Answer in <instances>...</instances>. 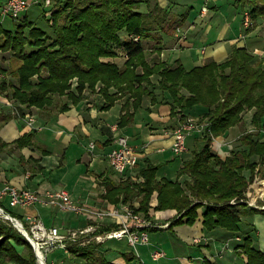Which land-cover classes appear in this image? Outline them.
Segmentation results:
<instances>
[{"label": "trees", "instance_id": "obj_1", "mask_svg": "<svg viewBox=\"0 0 264 264\" xmlns=\"http://www.w3.org/2000/svg\"><path fill=\"white\" fill-rule=\"evenodd\" d=\"M7 2L0 0V55L8 54L7 67L3 69L0 65L4 77L0 90L6 91L4 97L14 103L12 109L23 112L25 106L29 110L62 113L71 104L85 101L88 92H97L105 100L104 110L125 100L119 127L126 128L135 121L147 97L157 102L159 90L166 96L171 116L181 115L186 120L194 112H200L207 126L196 136L203 144L189 158L177 157L183 164L177 181L160 178L161 166L147 160L139 173L144 182H133L128 179L130 176L119 182L109 177L105 182L107 192L102 197L116 207L130 206L150 220L153 209L175 210L177 216L171 221V230L182 224L195 225L199 210L204 207L203 229L207 234L224 229L228 236L240 240L235 247L239 258L236 264H264V251L256 246L259 234L254 233V223L248 226L246 223L254 213L264 214V210L246 203L254 185L260 178L264 179V141L261 140L264 56L253 55L247 47H236L225 61L210 58L190 70L181 62L171 65L152 57L145 41L154 35L145 9L152 13L153 0H92L85 5H79L76 0H56L55 8L53 0L49 5L43 0L48 8L42 11L43 18L48 20L46 26L53 34L38 20L30 18V12L23 15L26 11L23 16H12L13 28L4 26L6 21L1 11ZM43 2L38 0L36 6ZM144 4L146 8L142 9ZM237 4L243 8L242 15L249 13L252 23L264 19V0H237ZM186 17H171L162 34L172 36ZM118 49L127 55L123 66L116 61L120 56ZM251 111L254 112L252 123L260 133L244 128L236 149L230 148L225 158L215 153L213 138L227 137L236 126L245 127V115ZM12 119L10 113L0 118L3 123ZM37 131L40 130L24 134L13 142L14 146L33 148ZM7 146L2 143V147ZM155 196L158 203L153 208ZM4 202L0 200V206L6 209ZM6 212L21 217L9 207ZM121 228V224L100 227L93 236ZM81 238L68 241L70 255L79 256L87 264H114L103 251L104 243L109 240L85 246L86 241ZM133 249L121 252L125 264H147ZM0 264H39L28 240L9 220L1 217ZM204 264L212 263L205 260Z\"/></svg>", "mask_w": 264, "mask_h": 264}, {"label": "crops", "instance_id": "obj_2", "mask_svg": "<svg viewBox=\"0 0 264 264\" xmlns=\"http://www.w3.org/2000/svg\"><path fill=\"white\" fill-rule=\"evenodd\" d=\"M184 2L182 4L183 2L179 0H158V6L161 7L162 12L153 11L156 13L155 15L146 8L149 26H159L161 24L157 23L163 21L162 28L171 17L173 19L181 16L182 14L168 12L173 9V6L176 8L179 5L180 10H185V13L189 11L187 16L188 13L190 15V11L195 9L194 4L199 0ZM206 3L209 6L210 14L208 18L204 19L202 26L199 25L198 28L196 24V29L186 43L179 45L176 42L177 38L164 34L159 35L156 32L153 33V38L145 41L148 44V42L156 43L158 39H161L160 44H152L155 45V48L150 51H154L157 55L161 52L159 58L170 64H176L178 61L185 65L188 60H191L194 67L203 65L210 58L217 62L226 60L232 51L235 40L242 33L238 17L228 19L230 16L227 14L234 10L229 9V6H233L236 10L239 6L236 5L235 0H205L199 8L198 16ZM151 21L154 25L151 24ZM213 22H218L220 26L217 30V39L211 41L210 36L213 31L211 23ZM187 23L191 22L186 21L183 27H188ZM193 23H195L194 20ZM201 27H204L205 31ZM220 32L222 35L219 37ZM202 33L204 34L202 35ZM198 36L200 40H197ZM171 40L178 46L176 47L175 44L174 47H170ZM238 46L257 49V47L254 48V41H249L247 38L241 40ZM181 50L184 55L171 60V52ZM194 50L195 54H193ZM156 95L157 102L146 103L137 112L135 121L126 128L119 127L124 99L122 102L118 101L108 110L103 109L105 100L99 95H93V99H90L89 96L85 101L62 113L55 110L32 108L29 111L34 114L37 126L42 128L35 134L33 148L20 149L13 143L32 131L24 120L17 117L18 120L12 119L8 123L0 121V186L11 184L41 194L49 190L64 189L71 194L76 203L87 206L95 212L114 209L116 206L108 203L102 197L106 193V179L110 177L113 181L119 182L122 178L131 175L129 171L125 176L118 175L110 166L109 154L116 147L115 137L117 135L128 137L130 144L142 153L140 167L149 160L161 166L160 178L176 177L182 166V160H178L171 151V135L174 128L178 126V119L170 115V106L166 104V96H159L158 91H156ZM233 130L234 128L227 135V142L225 141L226 137L219 138V141L224 145L222 148L216 142L213 144L214 151L221 150L222 158L230 154L229 144L238 137L237 134L232 135L235 134ZM191 138H194V142L191 144L187 141L189 151L185 155L201 146L198 136L195 135ZM2 143L8 144V146L2 147ZM91 145H94V148H91ZM155 199L157 200L156 197ZM203 211L204 209L199 210V218L193 226L182 224L175 226L172 230L168 228L152 231L153 243L138 248L139 257L147 264H204L205 260L212 264H236L239 258L235 247L240 240L228 236L224 229H216L207 234L203 229ZM15 213L25 219L28 216L38 217L48 228L57 227L70 232L77 229L83 230L90 225L104 227L105 223L106 226L115 223L112 219H98L95 214L81 215L74 219L61 212L62 218H59L53 208L41 205L16 208ZM176 213L175 210H167L155 212L154 216L156 219L171 223ZM258 219L249 216V220L246 222L247 226L251 222H256L258 225ZM101 221L102 223H100ZM103 222L105 223L103 224ZM62 229L61 231H63ZM197 239L200 240L199 243L195 241ZM123 243L117 240L107 242L108 245L105 247H107L108 254L113 257L110 262L125 264L121 252L124 251L122 248L127 244L122 245ZM257 245L264 251V242L261 240L260 234ZM127 247L130 250V246L127 245ZM156 247L164 248L166 254L160 261H154L151 255ZM115 254L117 256H114ZM242 258L245 259V256L242 255ZM115 259L116 262H114Z\"/></svg>", "mask_w": 264, "mask_h": 264}, {"label": "rangeland", "instance_id": "obj_3", "mask_svg": "<svg viewBox=\"0 0 264 264\" xmlns=\"http://www.w3.org/2000/svg\"><path fill=\"white\" fill-rule=\"evenodd\" d=\"M6 1H8V0H6ZM29 2H30V8L23 14V15H25L27 12H30L31 13V15H30V13H29V17L30 18H32V19H36V20H38V22H40V24L42 25V26H44L43 28L45 29V30H47L48 32H49V34H53L52 32H51V29H50V27H48V26H46V24H47V22H48V20L46 19V17L45 18H43L44 17V15L42 14V11L44 10V8L45 9H48V8H46V4L43 2V0H41V2H43L42 4L43 5H39L38 4V6H36V4H37V1L38 0H28ZM90 1H92V0H76V2L79 4V5H85V4H87V3H89ZM180 2H183L182 4H184L185 2L184 1H187V0H179ZM204 1L205 0H199V2L198 3H196V4H194V6H195V9L193 10H191L190 11V15H188L187 16V12H189V11H187L186 13H185V10H180L181 8H179L178 6L175 8V6H173V9L171 10V11H168L169 13H171V14H173V13H177V14H182L181 16H183V18H185L186 16V19H185V21L183 22L184 24H185V22L186 21H190L191 23H187V24H189L188 25V27H183L184 26V24H182V26H178V28L174 31V33L172 32V37H175V38H177L178 40H176V42L180 45V44H184V43H186L188 40H189V37L191 36V34H192V32L196 29V27L198 26V28H199V25H201L202 26V24L204 23L203 21H204V19L205 18H208V15L210 14V10H209V6L207 5V3L202 7V9H201V12H200V15L198 16L197 15V13L199 12V8H200V6H201V4L202 3H204ZM156 3L158 4V0H153V11H156L157 13H158V11H160V12H162V10H160V8L161 7H157V8H155V5H156ZM235 3H236V5H238L237 4V0H235ZM48 5V4H47ZM53 5H54V8L56 7V0H53ZM151 7V8H152ZM146 8V5L144 4L143 5V8L142 9H145ZM229 9H234L233 11H231V12H229L227 15H229L230 16V18H228V19H231L232 17H238V23H239V25H240V27H241V29H242V33H240L241 34V36H239V38L238 39H236L235 40V44H234V46H233V48H232V51H231V53H230V55L229 56H231V54H232V52H233V50L236 48V47H239L238 46V44L240 43V41L241 40H243V39H245V38H247L249 41H254V48H256L257 47V49H249L250 51H251V53L254 55V54H256V55H259L260 57H263L264 56V19H261V20H259V21H255V22H251V18H250V16H249V13H246V15H245V12H243V15H242V11H243V8L242 7H239L238 8V10H236V8H234L233 6H229ZM35 10V11H34ZM152 11V14L153 15H155L156 13L155 12H153ZM239 13H238V12ZM44 12V11H43ZM159 12V13H160ZM183 12H184V14H183ZM235 13H236V15H235ZM238 13V14H237ZM1 14H2V17L4 18V20L6 21L5 23H4V26H6V27H9V28H13V26H11V24L13 23V22H15L14 21V19H13V17L10 15V14H5L4 13V11H1ZM165 14V13H164ZM189 14V13H188ZM223 14H224V12H223ZM22 15V16H23ZM175 15V14H174ZM180 16V15H179ZM178 17V16H177ZM188 17H189V19H188ZM48 18V17H47ZM23 19V17L20 19V20H22ZM44 19V20H43ZM149 20H150V18H149ZM193 20L195 21V23H193ZM197 22V23H196ZM151 24H153L154 25V23L151 21ZM157 24H161V25H159V26H154V27H151V29H152V34L153 33H156V32H158V34L159 35H161L162 33H163V31H162V29H163V27L161 28V26L163 25V21L161 22H159V23H157ZM196 24H197V26H196ZM211 25L213 26V31H212V34H211V36H210V40L211 41H213V39H217V30H218V28H219V26H220V24L218 23V22H213V23H211ZM201 28H204V27H201ZM209 28H211L210 26H209ZM249 30H251V31H249ZM204 31H205V28H204ZM204 31H202V32H204ZM201 32V31H200ZM204 33H202V35H203ZM222 35V32H220V34H219V37ZM193 37V36H192ZM236 37V36H235ZM197 40H200V38H199V36L197 37ZM258 41H260V42H258ZM171 42H172V40H171ZM255 43H256V46H255ZM152 44H160L159 42H156V43H150V42H148V44H147V48L149 49V51L150 50H152V49H154L155 48V45H152ZM176 43H170L169 45H171L170 47H174V45H175ZM260 44V45H259ZM259 45V46H258ZM178 45L176 44V47H177ZM253 46V45H252ZM175 47V48H176ZM244 47H246V46H244ZM120 52V56H119V58H117L116 59V61L119 63V65L120 66H123L124 65V62L126 61V59H127V55L125 54V53H122L121 51H122V49H118ZM151 52V51H150ZM193 54H195V50H194V52H193ZM8 54H2V55H0V65L3 67V69L5 68V67H7V65H8V61L5 59V57L7 56ZM151 55H152V57H157V58H159L160 57V55H161V52L157 55L154 51L153 52H151ZM167 55H168V53H167ZM184 54H183V51L181 50V51H173V52H171V60H174L175 59V57H182ZM4 58V59H3ZM225 61V60H224ZM223 62V61H222ZM175 64V63H174ZM174 64H171V65H174ZM185 67L187 68V69H193V67H194V64H193V62L190 60H188L187 62H186V64H185ZM4 79V77H3V71H2V69L0 70V83L2 82V80ZM76 81V80H75ZM74 81V82H75ZM158 91V94H159V96H161V91H159V90H157ZM6 93V91L4 92V91H1L0 90V114H2V115H0L1 117L0 118H2V116H3V114H6V115H8L9 113L10 114H12V117H13V119H15V120H18L17 119V117H21L22 118V120H25L26 119V115H27V113H29L31 116H34V114L33 113H31V111H29V109L28 108H26L25 106L23 107L24 109H23V112L22 111H20L19 112V110H15V109H12V106H13V108H14V103L12 102V101H7L8 99H6V97H4L5 95H3V94H5ZM88 94V97L90 96V99H93V95H99V96H101V94L100 93H94V94H90L89 92L87 93ZM102 97V96H101ZM103 98V97H102ZM122 100L123 99H121V100H119V101H121L122 102ZM151 102L152 101V97H147L146 98V100H145V105H146V103H148V102ZM123 104H124V102H123ZM149 104V103H148ZM73 106H75V105H73V104H71V107H73ZM57 111V110H56ZM59 112V111H58ZM198 113V114H197ZM253 111H251L250 113H248V114H246L245 115V120H244V125H245V127L244 126H242V125H239V126H236V127H234V130H233V132H235V134H232V135H238V137L237 138H234L233 139V141H232V143H230L229 145H230V147L232 148V149H236V147L238 146V141H239V138L243 135V133H245V130H248V132L249 131H253L254 130V132H257V131H260L259 129H257V127H254V125H253V123H252V117H253ZM20 114V115H19ZM24 114V115H23ZM190 117L189 118H187L186 119V117H185V119L186 120H184V119H182V118H180L181 117V115L180 116H176V118L178 119V126L176 127V128H174V130H173V133H172V135H171V137H172V145H171V151H172V153L174 154V152H173V145H174V143H175V140H174V136H175V134H174V132H175V130L176 129H178L183 123H185L187 120H191V121H193L194 123H196L197 125H204V123L206 122V121H204L205 119H203V118H201V116H200V112H198V111H196V113L194 112L193 113V116L192 115H189ZM35 117V116H34ZM1 121V120H0ZM2 123V122H1ZM1 123H0V125H1ZM29 127V126H28ZM30 128V127H29ZM244 128H245V130H244ZM31 129V128H30ZM31 130H34V129H31ZM42 130V129H41ZM231 131V130H230ZM193 134V133H192ZM120 136H122V135H117L116 137H115V140H117V138L118 137H120ZM193 136H195V135H193ZM125 137V136H124ZM192 136L191 135H188L187 136V141L189 142V143H193L194 142V138H191ZM126 138H128V137H126ZM198 138H200L199 136H198ZM219 138L220 137H214L213 138V144L216 142V144L218 145V146H220V148H222L224 145H223V143H221L220 141H219ZM261 140L262 141H264V135H261ZM200 140V139H199ZM128 141H129V138H128ZM187 141H186V144H187V152L189 151V148H188V143H187ZM225 141L227 142V137L225 138ZM129 143H130V141H129ZM198 143V142H197ZM201 144H199V145H201L202 146V144H203V142H200ZM213 144H212V148H213ZM196 146L198 147V144H196ZM201 146H200V148H201ZM91 148H94V145H91ZM200 148H196L195 150H198V149H200ZM214 151V150H213ZM186 152V153H187ZM215 153H217L219 156H220V152H221V150L220 151H218V152H216V151H214ZM186 153H182L183 155H182V159H187V158H189V156H191L192 155V153H189L188 155H185ZM142 154V153H141ZM174 156H176L175 154H174ZM178 157V156H177ZM186 157V158H185ZM141 160H142V157L140 158V160H139V162L134 166V167H132V168H130L128 171L129 172H131V175H130V178H128V179H130L131 181H133V182H136V183H140V182H144L145 180H144V177H142L141 175H139V173H140V169H141V165H140V163H141ZM140 165V166H139ZM183 165V164H182ZM182 167V166H181ZM116 173V172H115ZM119 175V174H118ZM172 180H174V181H177L178 180V173H177V176L176 177H173V178H171ZM182 181H184L185 180V178L183 177L182 179H181ZM261 189H264V179L263 178H260L259 179V181L257 182V184H255L254 185V189H253V192H252V194H250V195H248V197L249 198H252V197H254V202L256 203V204H254V205H260V206H262V204L264 203V200H262V198H260V196H261V194H263V190H261ZM59 190H64V189H57V190H49V191H59ZM67 191V190H66ZM105 192H107V190L105 189ZM259 192V194L257 195V193ZM69 193V192H68ZM70 194V193H69ZM71 195V194H70ZM255 195H257V196H255ZM72 197V196H71ZM156 198H157V196H155ZM155 197H153L154 199H153V201H152V203H151V205H152V207L154 208L155 206H157V203H158V201L155 199ZM73 199V198H72ZM74 200V199H73ZM233 202V201H232ZM4 204H5V206L8 208H10V210L12 211H15V209L16 208H14V207H10L9 206V204L5 201L4 202ZM78 204V203H77ZM79 205H81V204H79ZM135 207H139V204H138V202H136L135 204ZM31 206H33V205H31ZM83 208H84V210L81 212V213H78V214H76V213H72V212H63V211H60V209H58V208H56V207H49L50 209H54L55 210V214H58V212H59V214H58V217L59 218H62L61 216V212H63V213H65V215H69V216H71L72 218H74V219H76V217H80L81 215L82 216H86V215H89V216H91V215H93V214H96L97 215V213H100L99 211H93L92 209H90L89 207H87V206H83V205H81ZM0 208L1 209H4V211H5V213H1V211H0V217L1 218H4V219H6V214H8V215H10V217H12L13 219H15V221H17L18 223H19V226H16L12 221H10L11 223H12V225L28 240V242L31 244V246H32V248H33V250H34V252L36 253V256H37V259H38V262H39V258H38V252H37V250H36V248L34 247V245L30 242V239H29V237H27L26 236V233L24 232V228L26 229V231H27V233H31V229H30V226H29V224L27 223V222H25L26 220H25V217H23V218H21V217H15V216H12L11 214H9V213H7L6 212V209L5 208H2L1 206H0ZM119 208H121L120 210L121 211H119ZM114 209H117L118 210V215H116L115 217H113V218H111V217H107V218H105V219H107V220H109V219H112V221H114L115 223L114 224H121L122 226H123V228L127 225L126 223H125V221H127V218H128V215H130L129 213H127V215H126V213H125V211L126 212H132L133 214H135V215H137V216H139V217H141V218H143L142 219V221H145V222H140V226H142V225H146L144 228H132V230L134 231V232H138V233H144V232H147L148 234H149V241L147 242V243H144V244H141V242L140 243H132L130 240H129V237H127L126 236V238L124 237L123 239H121V240H118V239H109V241L110 240H117V241H122V242H124L122 245H125V244H127V245H129L130 247H132V249H133V251L136 253V255H138L139 256V251H138V248H140L141 246H147V245H149V244H152L153 242H152V231H154V230H156V229H159V230H164V229H168V228H170V225H171V223H166L165 221H162V220H159V218L158 219H156V217L154 216V214H155V212H163V211H155L154 209L152 210V211H154L153 212V214H152V219L150 220V219H147L146 217H145V215L143 214V213H140V214H137L136 212H135V210L134 209H132L130 206H124V205H122V206H120V207H116V208H114ZM200 209H204V207H202V208H200ZM112 209H109V210H105V211H101V212H109V211H111ZM205 210V209H204ZM112 212H117V211H112ZM204 212V211H203ZM62 213V214H63ZM177 216V213H176V215L175 216H173V218H175ZM258 216V217H257ZM29 217H33V216H29ZM254 218H259L258 219V225H257V223L256 222H254V225H253V228L255 229L254 230V233H256V231H257V233H259L260 234V237H261V240L264 242V214L263 213H261V212H257V213H254ZM66 219H68V218H66ZM262 219V220H261ZM7 220V219H6ZM260 220V221H259ZM130 221H132L131 220V217L128 219V222H130ZM106 222V221H105ZM105 222H103V224L105 223ZM100 223H102V221L100 222ZM22 226H21V225ZM256 224V225H255ZM105 226H106V223H105ZM88 228V227H87ZM87 228H83V229H87ZM95 228H96V230H98L100 227H98V225H95ZM123 228H121V229H123ZM62 229V228H61ZM60 229V230H61ZM63 231H61L62 233H64V234H66V235H68L69 233L71 234V232H80L82 229H77V230H73V231H66L65 229H62ZM118 230H120V229H116V230H112V231H109V232H106V233H110V232H114V231H118ZM93 228L89 231V233H87L86 235H80V237H77L76 238V240H78L79 238H81V237H83V238H81L80 240H83L84 242L86 241V243H83L85 246L87 245H89L90 243H93V244H97V243H104V242H106L105 240H107V239H104L103 241H101V242H99L100 241V239L101 238H94L93 237ZM152 232V233H151ZM106 233H104V234H102V235H105ZM68 235L69 236V239L70 238H72L73 239V237L71 236V235ZM78 234V233H77ZM98 235H100V234H98ZM94 236H96V235H94ZM84 238H86V239H84ZM75 240V241H76ZM80 240H79V242H80ZM93 240V241H92ZM74 240L73 241H69V242H75ZM90 241V242H89ZM196 242H200V240H195ZM194 241V242H195ZM133 244V245H132ZM196 244V243H195ZM258 241L256 242V246L258 247ZM104 245L105 246H107L108 244H107V242L106 243H104ZM121 245V246H122ZM127 245L126 246H124V248H122V250H124V251H126L129 247H127ZM123 247V246H122ZM103 251H104V253H106L108 256H107V259L110 261V260H112V256H110L109 254H108V250H107V247H104L103 248ZM131 251V250H130ZM155 252H157V253H160L161 254V257H159V258H156L155 256H153V254L155 253ZM57 254V255H56ZM58 254H60V255H58ZM65 254V255H64ZM44 255L46 256V261H45V263L46 264H87L86 263V261L84 260V259H81L79 256H77V255H70L69 254V252L68 253H65V251L64 250H61V249H59V248H55V249H53V250H45L44 251ZM152 258H153V260L154 261H160V259H162V258H164L165 256H166V254H165V252H164V248L163 249H159V248H154V251L152 252ZM114 256H117V254H115ZM141 259V258H140ZM119 260V259H118ZM142 260V259H141ZM114 262H116V259L114 260ZM113 263V262H112ZM39 264H41V263H39ZM114 264H116V263H114Z\"/></svg>", "mask_w": 264, "mask_h": 264}, {"label": "built area", "instance_id": "obj_4", "mask_svg": "<svg viewBox=\"0 0 264 264\" xmlns=\"http://www.w3.org/2000/svg\"><path fill=\"white\" fill-rule=\"evenodd\" d=\"M51 3V0H47V4L49 5ZM30 2L28 0H8L6 7L4 8L5 14H10L14 18L20 17L25 11H27L30 8ZM13 108V106H12ZM17 111V110H16ZM20 115V114H19ZM22 119L21 117H18ZM26 124L31 129H37L41 130L42 128L37 126L36 124V118L34 116H31L29 113L26 115V119L24 120ZM207 126V123L205 122L204 125H197L191 120H187L185 123H183L178 129L175 130L174 134V140L175 143L173 145V152L176 156L181 157L183 154L187 152V136L188 135H196L200 134ZM262 135H264V130H261ZM254 132V130H253ZM260 133V131H257ZM193 133V134H192ZM116 147L112 150V152L109 154V162L111 168L116 172V174L123 175L132 167H134L142 157V154L139 150H137L134 146H132L128 138L124 136H120L115 140ZM263 194H261L260 198L264 200V189ZM259 192L257 193V195ZM255 195V196H257ZM0 200L6 201L10 207L14 208H26L31 205H41L45 207H56L60 209V211L63 212H72V213H81L84 208L77 204L71 197V195L66 190H59V191H47L43 194L27 189V188H20L15 185L11 184H5L4 186H0ZM234 203V202H233ZM246 203L252 207L256 208L260 211L264 210V203L262 206L260 205H254L256 204L254 202V197L249 198L246 200ZM121 208H119V211ZM117 212H112V211ZM129 213L127 221L125 223L127 224L123 229H120L118 231L106 233L105 235H96L93 236L94 238H101L99 242L103 241L104 239H118L121 240L124 237H129V240L132 243H140L144 244L149 241V234L147 232L144 233H138L134 232L132 228H144L146 225L140 226V222L143 218L133 214L132 212H126ZM96 215V214H95ZM116 215H118L117 209H112L109 212H100L97 213L98 219H105V218H113ZM131 217L130 222H128V219ZM116 218V217H115ZM31 229V233H27L26 229L24 228V232L26 233V236L29 237L30 242L34 245L38 252V258L39 263L46 264L45 261L46 256L44 255L45 250H53L55 248H59L61 250H64L66 253H68V241H75L77 237H80V235H86L89 233V231L93 228V231H96L95 225H90L87 229H83L80 232H71V236L73 237L69 239V234L66 235L61 232L60 228L53 227L48 228L42 219L38 217H27L25 219ZM144 220V219H143ZM131 222L133 225H131ZM21 225V224H20ZM22 226V225H21ZM93 232V233H94ZM78 233V234H77ZM106 241V240H105ZM90 242V241H89ZM133 245V244H132ZM156 258L161 257L160 253L155 252L153 254Z\"/></svg>", "mask_w": 264, "mask_h": 264}, {"label": "water", "instance_id": "obj_5", "mask_svg": "<svg viewBox=\"0 0 264 264\" xmlns=\"http://www.w3.org/2000/svg\"><path fill=\"white\" fill-rule=\"evenodd\" d=\"M0 211H1V213H5L4 209L0 208ZM6 219L12 221L16 226H19V223L17 221H15V219L10 217V215L6 214Z\"/></svg>", "mask_w": 264, "mask_h": 264}]
</instances>
